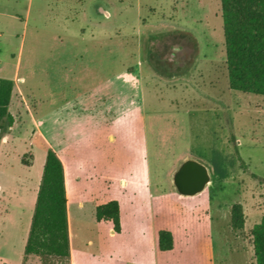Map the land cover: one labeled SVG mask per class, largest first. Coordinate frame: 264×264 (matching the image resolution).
<instances>
[{"label":"rangeland","instance_id":"rangeland-1","mask_svg":"<svg viewBox=\"0 0 264 264\" xmlns=\"http://www.w3.org/2000/svg\"><path fill=\"white\" fill-rule=\"evenodd\" d=\"M48 4L35 0L26 22L23 0H0V77L15 81L0 145V264L43 262L24 247L50 147L72 166V264H256L264 95L229 85L221 0ZM185 155L211 174L195 196L173 181ZM112 199L121 233L95 219V202ZM165 228L174 247L162 251Z\"/></svg>","mask_w":264,"mask_h":264},{"label":"trees","instance_id":"trees-1","mask_svg":"<svg viewBox=\"0 0 264 264\" xmlns=\"http://www.w3.org/2000/svg\"><path fill=\"white\" fill-rule=\"evenodd\" d=\"M226 44L229 85L232 89L264 95V0H221ZM14 79L0 77V145L3 132L15 123L10 110ZM27 163L25 158L22 159ZM68 198L65 168L57 152L48 148L39 185L30 230L24 247L25 256L38 255L42 264L47 259L71 256L68 220ZM97 221H111L116 233L122 231L121 207L116 199L96 207ZM242 203L231 207V226L245 227ZM256 264H264V215L252 229ZM159 249L172 250L174 235L169 229L159 230Z\"/></svg>","mask_w":264,"mask_h":264},{"label":"water","instance_id":"water-1","mask_svg":"<svg viewBox=\"0 0 264 264\" xmlns=\"http://www.w3.org/2000/svg\"><path fill=\"white\" fill-rule=\"evenodd\" d=\"M178 192L185 196L201 193L211 181L209 168L204 163L188 158L183 161L173 176Z\"/></svg>","mask_w":264,"mask_h":264},{"label":"crops","instance_id":"crops-1","mask_svg":"<svg viewBox=\"0 0 264 264\" xmlns=\"http://www.w3.org/2000/svg\"><path fill=\"white\" fill-rule=\"evenodd\" d=\"M40 1H43L44 4H46L47 6L49 5L48 4V0H40ZM34 3H35V0H23V14H26L27 17H23V20H25L26 22L28 21V16L30 17V15L32 14L33 12V7H34ZM84 7H86L87 5V2L84 3ZM62 6V4H61ZM25 15V16H26ZM12 100V99H11ZM10 108H11V104H10ZM54 150L57 152L58 156L61 158V160L63 161V164H64V168H65V182H66V189H67V198H68V220H69V235H70V243H71V256L68 258L70 259L71 258V264L73 263V259H74V242H73V234H72V225H73V228H74V236H75V226H74V209L72 208V205H74L71 201V195H70V188H69V180H70V176H71V173H70V169H72V166L70 165V169L68 167V165L66 164V161L64 159V155L63 153H59V151L57 150V148H54ZM46 156H47V153H46ZM190 158V157H189ZM188 159V157L185 155L184 158L181 159V163ZM46 162V158L43 162V167H42V170L44 168V164ZM76 181L78 180L77 178H75ZM128 183V180L124 177L122 178V184H127ZM152 183V181H148L147 184L150 185ZM154 184V183H153ZM38 194V193H37ZM36 200H37V197H35V203H34V206H33V211L32 213L29 215V220H28V225H27V233L29 232L30 230V225H31V220H32V216H33V212H34V208H35V204H36ZM110 201V200H109ZM108 202V201H107ZM120 203V202H119ZM81 206H83V202L80 203ZM99 204H97L95 202V212H96V207L98 206ZM121 207V205H120ZM96 219V218H95ZM104 221V220H102ZM112 223V222H111ZM122 223V221H121ZM122 231H123V226H122ZM121 231V232H122ZM112 232H115V230L113 229V224H112ZM120 232V233H121ZM116 233V232H115Z\"/></svg>","mask_w":264,"mask_h":264}]
</instances>
